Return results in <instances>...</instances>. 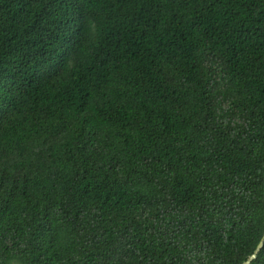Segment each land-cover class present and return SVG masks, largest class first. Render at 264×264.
Returning <instances> with one entry per match:
<instances>
[{"label":"trees","instance_id":"trees-1","mask_svg":"<svg viewBox=\"0 0 264 264\" xmlns=\"http://www.w3.org/2000/svg\"><path fill=\"white\" fill-rule=\"evenodd\" d=\"M263 234L264 0H0V264H241Z\"/></svg>","mask_w":264,"mask_h":264},{"label":"water","instance_id":"water-1","mask_svg":"<svg viewBox=\"0 0 264 264\" xmlns=\"http://www.w3.org/2000/svg\"><path fill=\"white\" fill-rule=\"evenodd\" d=\"M263 241H264V234L262 235L261 239L257 243L253 252L244 261H242L241 264H250L256 258L258 251L263 245Z\"/></svg>","mask_w":264,"mask_h":264}]
</instances>
